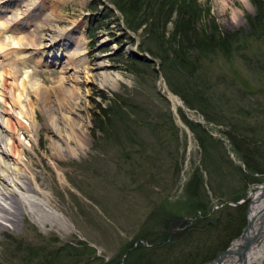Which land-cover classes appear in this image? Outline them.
<instances>
[{"label": "rangeland", "instance_id": "obj_1", "mask_svg": "<svg viewBox=\"0 0 264 264\" xmlns=\"http://www.w3.org/2000/svg\"><path fill=\"white\" fill-rule=\"evenodd\" d=\"M21 1H24L21 4L26 3V0L19 2L9 0L8 4L3 2L2 9L12 10ZM196 2L204 13V25L211 27L212 24H216L221 31L232 32L241 37L237 51L233 54L234 67L221 53L209 54L202 58V66L198 71L200 76L207 78L212 85L213 88L209 91L217 95L241 87L234 74L236 70L246 84L264 90V71L260 70L264 62V40L254 38L255 35L251 32L248 19L254 17L256 13L251 1L196 0ZM31 10L32 15L26 16L25 19L18 18V21L14 22L10 20L2 34L3 40L6 39L13 45L17 38L10 40L12 37L10 29L17 25L26 32L29 29L26 24H34L35 19L44 10L56 12V17L60 15L64 22L51 20L48 26L54 27L59 23L57 26L61 28L77 23L80 41L77 44L83 53L80 56L81 63L88 65L95 77L86 80L85 72L82 71L78 73L79 83L76 84L77 124L86 139L83 148L77 149L73 154L63 151L58 158L45 159L43 168L45 196L24 193L13 185L10 186L23 197L27 214L17 228L8 227V230L0 235V264H42L47 259L45 264H80L85 260L79 262L78 256L75 255L68 257L67 251L62 249L65 243L78 247L76 243L78 240L84 241L94 256V259L87 260L86 264H102L113 258L121 260L125 245L135 239L144 220L152 210L160 206L161 201H165V210L167 212L169 209L173 210L170 212L174 215V210L180 212L178 209H187L188 197L183 194L184 186L192 170L201 164L202 149L194 133L184 122L182 113L187 120L201 124L218 142L217 149L211 154L212 157L221 160L220 158L224 159L225 155L227 161L224 176L221 178L223 183L220 184L225 197L213 196L209 189L208 174L201 166L199 167L203 174L204 192L209 198L210 219L216 220L220 209L224 206L233 207L235 203L247 198L249 191L257 184H261L263 179H257L260 178L259 174H254L258 182L249 184L241 182L238 169H242V172L246 170L234 155L229 156L225 150V146L228 145L227 139L223 136V131L227 130L226 124L208 121L199 111L186 106L168 87L159 70L158 60L150 63L136 59L140 51L138 44L141 40V31L137 33L125 28L123 18L112 0H38ZM26 12L22 11L24 14ZM6 14L10 16L9 13ZM168 30H171L170 25ZM127 46L132 50L128 51ZM24 52L26 51L19 53L18 56L26 54ZM98 61L107 63L106 72L111 78L118 77L112 85L98 84L97 73L100 70L96 65ZM51 65H40L39 68L59 69ZM20 67L19 82L25 79L32 83L43 79L42 76L35 74L36 66L33 63L27 62ZM72 70L73 68L69 69L70 72ZM60 75L63 74L60 72L57 76ZM100 93H104L108 98L118 94L125 102L130 103L131 109H134V113L127 117L125 125L123 122L116 123L119 119L109 116L114 121H111L113 124L105 134L95 129V113L98 112V105L104 102L98 95ZM226 95L232 97L230 93ZM26 97V94L21 97L22 109ZM114 104V102L110 104L112 108ZM129 110L130 108L126 111ZM17 113L19 110H15V114ZM0 114L3 115L1 110ZM21 120L23 124L30 125L27 118ZM114 134L116 138H113ZM17 138L22 145L20 163L30 171L32 165L28 158L37 157L34 155L35 152L39 154L48 152L47 145L39 139L38 134L31 135L29 141V138L18 132ZM157 149L159 151L155 152ZM176 162L178 165L175 166ZM9 163L11 164V161ZM24 174L26 173L24 172L23 176ZM242 187L238 200L227 199ZM245 203L247 204L245 225L240 234L232 238L221 252H225L231 242L247 228L249 200ZM193 219L194 216L191 214H184L175 219L170 231L182 228L187 230L194 225ZM221 252H216L201 264L216 258ZM97 258L99 259L96 260ZM260 264H264V260Z\"/></svg>", "mask_w": 264, "mask_h": 264}, {"label": "trees", "instance_id": "obj_2", "mask_svg": "<svg viewBox=\"0 0 264 264\" xmlns=\"http://www.w3.org/2000/svg\"><path fill=\"white\" fill-rule=\"evenodd\" d=\"M250 1L256 12L254 17L248 19L251 32L255 35L254 38L264 40V0ZM112 3L121 12L128 29L141 31L139 50L159 61L160 71L170 90L186 106L199 111L208 121L226 124L227 138L246 170L242 172V169H238L241 182L249 184L264 180V90L246 84L236 70L234 74L241 87L228 90L232 97L226 95V92L223 94L227 97L223 94L216 95L209 91L213 88L212 85L198 71L202 66V58L216 53H221L234 67L233 54L237 51L241 37L232 32L221 31L216 24L211 27L204 25V13L196 0H112ZM260 70L264 71V62ZM98 95L104 102L98 105V112L95 113V129L107 133L113 124L111 121H114L109 116L118 118L119 122L116 123L123 122L125 125L127 117L134 113L130 103L125 102L118 94H113L112 98L104 93ZM113 102L114 108L110 105ZM128 108L130 110L126 111ZM181 115L202 149L200 166L208 174L210 192L215 197H225L220 185L223 183L221 178L227 163L225 155L223 154L224 159L218 157L221 160L212 157L218 142L201 124L187 120L183 113ZM92 136L94 137V130ZM113 138H116L115 134ZM158 151L157 149L155 152ZM200 166L192 170L184 186L183 194L188 197V208L178 209L180 212L174 210V215L170 212L173 210H165V201H161L160 206L152 210L144 220L139 234L133 239L135 241L127 243L123 250L126 252L123 264H201L216 252L223 251L229 241L240 234L245 225L247 204L224 206L219 210L216 220L210 219L209 198L204 192ZM254 174L260 175L257 178L259 180ZM242 190L243 187L227 199L238 200ZM184 214L194 216V225L187 230H175L170 235L173 222ZM139 239L146 240L150 246L141 242L134 246V242ZM76 243L78 247L71 243L62 246L68 257L75 255L79 262L85 260L80 264L94 259L84 241L78 240ZM47 261L48 259L42 264Z\"/></svg>", "mask_w": 264, "mask_h": 264}, {"label": "bare ground", "instance_id": "obj_3", "mask_svg": "<svg viewBox=\"0 0 264 264\" xmlns=\"http://www.w3.org/2000/svg\"><path fill=\"white\" fill-rule=\"evenodd\" d=\"M8 1L0 0V110L3 113L0 114L2 118L0 121V155L2 156H0V235L6 232L8 227L17 228L21 219L27 214L23 197L10 186L13 185L24 193L45 196L43 192L45 159L58 158L63 151L73 154L86 144V139L77 124L76 84L79 83L78 73L82 71L85 72L86 80L95 77L90 67L81 63L80 56L83 53L80 52L77 44L80 42L77 23L60 28L57 25L64 21L60 15L56 17V12L44 10L35 19L34 24H26L29 27L26 32L17 25L10 29L12 36L10 40L17 38L13 45L6 39L3 40L2 34L10 20L14 22L18 21V18L25 19L26 16L32 15L34 9H31L38 3V0L37 2L26 0L25 4H21L24 2L21 1L16 8L4 11L1 4L3 2L8 4ZM19 9L27 12L24 14ZM3 14L6 15L2 16ZM51 20L59 23L54 27L48 26ZM16 33L25 35L18 36ZM104 40L103 38L102 41ZM24 50L26 54L18 56ZM127 50L132 49L127 46ZM87 53L88 51L85 55ZM27 62L37 67L34 70L35 74L42 76L43 79L40 78L38 82L32 83H28L25 79L18 81L21 76L20 65ZM50 64L59 69L39 68L40 65ZM96 65L100 69L98 76L96 75L100 86L108 83L112 85L118 79L108 75L107 63L98 61ZM70 68H73L72 72L69 71ZM60 72L63 75L57 76ZM47 83L49 85H46ZM24 94L27 97L22 109L21 97ZM174 97L179 101L176 96ZM15 110H19V113L15 114ZM21 118H27L30 125L23 124ZM18 132L27 138L38 134L39 139L47 145L48 152L45 154L35 152L34 155L37 157L28 158L32 165L30 171L20 163L22 145L17 138ZM223 136L228 143L225 146L227 154L234 155L245 170L244 164L229 144L225 130ZM24 172L25 176H23ZM22 178L24 180H21ZM248 199L249 226L242 233L243 235L231 242L223 254L205 264H260L264 260V184L250 190Z\"/></svg>", "mask_w": 264, "mask_h": 264}, {"label": "flooded vegetation", "instance_id": "obj_4", "mask_svg": "<svg viewBox=\"0 0 264 264\" xmlns=\"http://www.w3.org/2000/svg\"><path fill=\"white\" fill-rule=\"evenodd\" d=\"M170 235L172 234V231H169ZM127 246V244L125 245V247ZM134 246H137V245H134ZM124 247V248H125ZM129 249V248H128ZM98 260V259H96ZM104 261V260H103ZM120 263V259H117V258H113V259H109V260H106L104 261L102 264H119Z\"/></svg>", "mask_w": 264, "mask_h": 264}, {"label": "water", "instance_id": "obj_5", "mask_svg": "<svg viewBox=\"0 0 264 264\" xmlns=\"http://www.w3.org/2000/svg\"><path fill=\"white\" fill-rule=\"evenodd\" d=\"M263 184H264V181H263L261 184H259V186H260V185H263ZM248 200H249V199H248V197H247V198H245L243 201H241V202H237V204H238V203H242V202H244V201H248ZM248 226H249V221H248V225H247V227H248ZM242 235H243V234H242ZM223 253H224V252H221L218 256H220V255L223 254ZM218 256H217V257H218Z\"/></svg>", "mask_w": 264, "mask_h": 264}]
</instances>
